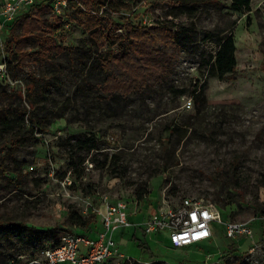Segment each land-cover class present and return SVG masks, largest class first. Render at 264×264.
Segmentation results:
<instances>
[{"label": "rangeland", "instance_id": "1", "mask_svg": "<svg viewBox=\"0 0 264 264\" xmlns=\"http://www.w3.org/2000/svg\"><path fill=\"white\" fill-rule=\"evenodd\" d=\"M94 1L117 21L184 26L191 37L163 48L164 80L150 77L141 91L116 100L95 88L105 73L93 64L95 55L118 47L96 50L82 18L84 0H68L60 17L41 15L45 24H62L55 39L65 50L21 69L4 61L5 43L21 31V19L0 25V109L10 122L0 123V220L14 223L11 229L58 236L84 231L70 222L75 214L95 226L116 199L129 204V220L136 222L138 214L199 198L217 218L209 240L173 247L165 232L147 235L150 255L127 227L113 234L124 255L110 264H179L175 257L185 258L180 264H264V216L256 212L264 206V0H251L246 12L231 9V0ZM29 14L38 16L35 8ZM205 31L212 35L206 38ZM229 33L236 79L208 77ZM32 77L46 86L35 110L16 95ZM24 107L32 116L46 112L45 125L34 126ZM87 138L95 139L94 148L79 141ZM144 189L138 200L136 192ZM227 220L247 223L251 235L226 237ZM137 237L143 238L140 231ZM36 258L40 246L23 233L1 239L0 264H37Z\"/></svg>", "mask_w": 264, "mask_h": 264}, {"label": "trees", "instance_id": "2", "mask_svg": "<svg viewBox=\"0 0 264 264\" xmlns=\"http://www.w3.org/2000/svg\"><path fill=\"white\" fill-rule=\"evenodd\" d=\"M179 1L183 4L187 3V0ZM250 1L231 0L230 8L238 12L249 11L251 9ZM84 3L85 8L82 11V18L96 50L104 46L112 47L116 44L118 47L117 51L109 49L94 56L93 65L105 73L102 82L94 86L109 99H124L133 92L141 91L147 85L150 77L159 82L164 80L168 73V66L163 48L176 47L191 37L190 31L192 30L184 26L173 28V26L163 22L142 25L135 24L130 20L117 21L110 15L101 12L96 1L84 0ZM33 8H35V13L38 15L36 18L31 17L29 12H26L15 21L7 23V26L13 27L21 19V31L18 34H12L5 43L7 56L4 61L7 66L14 63V66L21 69L29 62L43 61L52 53H61L65 50V47L57 43L55 39V35L61 30L62 24H45L41 17L43 13L50 11V7L39 2L35 3ZM204 33L206 38L212 35L209 31ZM27 44H29V47H25ZM235 50L233 35L231 33L224 35L220 39L213 60L209 63L207 76L219 80H235L237 75ZM151 60L154 63H150ZM262 65H264V61H262ZM31 79L24 85L23 91L18 90L16 95L21 100H27L29 110H35L38 105V97L44 92L46 86L40 84L38 78L32 77ZM204 89L205 84H201L199 91L204 92ZM5 113L3 109H0V123L9 126V120L4 118ZM21 113L26 114L27 119L38 128L43 127L47 122L46 112H43L45 114L41 116H32L28 109L24 107ZM79 141L88 142L89 149L94 148L96 145L94 138L79 139ZM13 144H18V138ZM146 192L145 189L137 191L136 198L142 200ZM256 212L260 216H264V206L256 207ZM91 220L92 218H84L78 214L70 217V222L81 228L88 226ZM12 224L14 225L12 222L0 220V241L2 238L10 240L14 236L20 237L23 233L27 242H36L41 248L46 241L55 237L53 234L48 233L44 237L43 232L37 229L29 232L22 228L23 226L11 229L9 225ZM138 231L142 233L143 238L137 237ZM131 236L133 239L138 240V245L142 247L143 251L148 250L152 255L145 238L147 235L140 227L134 226ZM175 259L179 264L185 260L181 257H175ZM236 264L240 263L237 262Z\"/></svg>", "mask_w": 264, "mask_h": 264}, {"label": "built area", "instance_id": "3", "mask_svg": "<svg viewBox=\"0 0 264 264\" xmlns=\"http://www.w3.org/2000/svg\"><path fill=\"white\" fill-rule=\"evenodd\" d=\"M68 0H0V25L15 21L24 13L33 9L35 3H43L50 7V12L57 17ZM4 65L0 63V71ZM191 106V100L184 104ZM138 212V210H137ZM129 204L122 199L107 203L99 212L94 225L83 227L84 231H65L49 239L40 248L41 258L33 259L37 264H110L116 257L124 254L113 234L127 227H140L146 235L165 232L173 247H183L205 242L213 235L212 222L216 216L211 207L199 198L184 197L180 202L162 207L157 211L131 222ZM228 238L249 236L251 228L245 222L227 220L223 223Z\"/></svg>", "mask_w": 264, "mask_h": 264}, {"label": "crops", "instance_id": "4", "mask_svg": "<svg viewBox=\"0 0 264 264\" xmlns=\"http://www.w3.org/2000/svg\"><path fill=\"white\" fill-rule=\"evenodd\" d=\"M148 215V214H147ZM130 216H131V214H130ZM144 216H146V215H144ZM143 215H140V214H138L137 215V221L141 218V217H144ZM96 228H99V224L97 223V224H95V226H94V230L96 229ZM117 232V231H116ZM120 233H122V230H120L119 231ZM116 238V237H115ZM118 239V238H117Z\"/></svg>", "mask_w": 264, "mask_h": 264}]
</instances>
